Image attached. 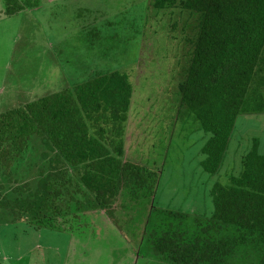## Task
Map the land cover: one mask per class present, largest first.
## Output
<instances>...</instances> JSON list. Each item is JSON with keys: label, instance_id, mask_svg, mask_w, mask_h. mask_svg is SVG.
Returning a JSON list of instances; mask_svg holds the SVG:
<instances>
[{"label": "trees", "instance_id": "1", "mask_svg": "<svg viewBox=\"0 0 264 264\" xmlns=\"http://www.w3.org/2000/svg\"><path fill=\"white\" fill-rule=\"evenodd\" d=\"M37 2L3 0V13L9 16ZM148 7L172 17L176 9L178 18L184 13L195 17L191 35L186 24L182 28L188 48L176 84L175 111L182 125L191 123L208 134L199 166L218 176L237 119L264 113V0H149ZM177 23L172 20L170 31ZM111 36L118 40L119 34ZM86 38L96 41L100 34L92 28ZM132 93L125 73L93 68L77 83L0 113V205L11 196L5 204L28 216L33 228L70 235L79 230L81 235L83 227L93 226L75 223L82 214L102 219L100 229L107 232L104 215L111 217L116 202L128 197L138 205L144 200L146 220L139 248L133 250L136 257L146 246L155 264H228L236 251L252 249L257 264H264V154L259 139H250L236 175L212 183L211 211L190 219L155 209L160 171L125 155L132 147L125 138L135 119L129 114ZM158 211L161 221L151 223ZM93 251L98 252V245L78 255L92 264Z\"/></svg>", "mask_w": 264, "mask_h": 264}, {"label": "rangeland", "instance_id": "2", "mask_svg": "<svg viewBox=\"0 0 264 264\" xmlns=\"http://www.w3.org/2000/svg\"><path fill=\"white\" fill-rule=\"evenodd\" d=\"M148 1L38 0L36 7L6 16L0 0V113L77 83L93 68L125 73L133 86L129 114L136 119L125 135L126 143H132L126 158L160 171L155 209L201 217L212 209V183H225L230 174L238 173L251 138L259 139V152L264 154V113L240 115L219 175L203 172L200 149L208 134L191 123L182 125L175 111L176 84L188 48L182 28L186 24L191 35L195 17L184 13L178 18L177 9L173 17L166 10L148 9ZM175 19L176 29L170 31ZM92 28L100 34L96 41L86 38ZM115 32L118 40L111 36ZM7 197L0 205V264H62L66 259L67 264H88L78 254L97 245L92 264H155L146 246L140 257L133 251L139 248L146 220L144 200L138 205L128 197L116 202L111 217L104 215L107 232L100 229L102 219L82 214L75 223L93 226L70 235L33 228L28 216L5 204ZM150 219L159 222L162 213L153 212ZM256 254L238 250L228 264H257Z\"/></svg>", "mask_w": 264, "mask_h": 264}, {"label": "crops", "instance_id": "3", "mask_svg": "<svg viewBox=\"0 0 264 264\" xmlns=\"http://www.w3.org/2000/svg\"><path fill=\"white\" fill-rule=\"evenodd\" d=\"M36 246H39V245H38V244H36ZM66 262H67V259H66V261H65V262H63L62 264H64V263H65V264H67Z\"/></svg>", "mask_w": 264, "mask_h": 264}]
</instances>
